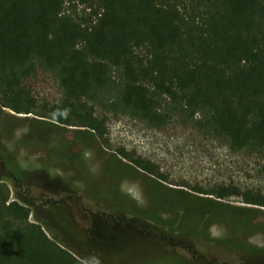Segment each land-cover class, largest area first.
<instances>
[{
	"label": "trees",
	"instance_id": "16d2710c",
	"mask_svg": "<svg viewBox=\"0 0 264 264\" xmlns=\"http://www.w3.org/2000/svg\"><path fill=\"white\" fill-rule=\"evenodd\" d=\"M40 71L57 80V103L39 105L32 95L28 82ZM2 108L81 128L99 141L108 113L157 129L176 116L231 152L264 163V0H0ZM0 158L12 174L0 173V264H86L30 221L19 166L2 149ZM135 165L166 181L151 166ZM6 174L15 182V200ZM154 185L194 207L199 200L218 208L208 209L211 217L236 209L252 221L264 208L261 191L193 190L212 199L158 180ZM232 196L250 207L221 201ZM158 222L179 238L201 232L178 219ZM233 243L244 252H264Z\"/></svg>",
	"mask_w": 264,
	"mask_h": 264
},
{
	"label": "rangeland",
	"instance_id": "374dc122",
	"mask_svg": "<svg viewBox=\"0 0 264 264\" xmlns=\"http://www.w3.org/2000/svg\"><path fill=\"white\" fill-rule=\"evenodd\" d=\"M28 84L39 105L57 103L61 98L59 84L52 73L40 71ZM13 113L8 108L0 110V149L14 158L22 176L23 190L31 191L30 196L21 193L25 204L32 209L30 221L42 224L51 238L86 264H264L263 254L240 256L245 253L233 245L237 242L264 247V208H259L260 212L252 221L245 212L236 209H226L220 218L213 217L210 239H219L222 244L216 245L213 240L203 242L202 246L187 240L198 255H205L207 259L192 263L191 257H188L189 262L180 260L177 255L168 259L161 244L134 233L124 225V218L118 220L120 225L96 220L89 223L88 215L94 214L83 213L73 201L64 199L57 206L45 208L41 201L34 200L67 196L69 187L64 186L67 182L78 189L77 194L83 197V207L87 210L97 212L107 207L112 210L111 214L139 215L144 205L151 212H160L164 218L178 219L177 224H185L182 222L186 219L193 220L203 213L207 217L208 209L218 208H208L209 204L199 200L195 207L189 199L178 201L174 192L160 189L154 185L155 181H160L167 189H181L201 198L216 199L195 193L194 189L205 193L225 186L264 194V163L257 156L233 153L220 140L204 135L176 116L157 129L127 114L108 113L103 141L91 136L86 138V146H81L84 150L77 160L82 169H77L71 164L67 144L73 139V132L81 128L51 125L33 121L38 119L33 114L23 118L24 114L15 117ZM122 153L126 158L120 155ZM136 161L151 166L166 181L137 167ZM1 171L4 170L0 166ZM123 174V180L118 181ZM37 178L48 185L47 189L39 187ZM3 181L15 200L18 191L13 178L6 174ZM117 183L124 191L118 190ZM52 185L58 188H50ZM86 193L104 202L96 204ZM126 193L138 204L133 205ZM221 201L235 207H250L238 196ZM179 226L180 230L184 229L183 225ZM195 229L192 226L190 231L194 233Z\"/></svg>",
	"mask_w": 264,
	"mask_h": 264
},
{
	"label": "flooded vegetation",
	"instance_id": "af4514ba",
	"mask_svg": "<svg viewBox=\"0 0 264 264\" xmlns=\"http://www.w3.org/2000/svg\"><path fill=\"white\" fill-rule=\"evenodd\" d=\"M1 132V129H0ZM74 136L73 139L71 140V142H68L67 144V149L70 150L71 152H68L71 154V159H72V165L75 166L77 169L81 168L78 167V162L79 159L81 158V154L82 151L84 150L81 146H86V138L88 137V135H86L85 133H82L80 130H76L73 132ZM74 147H77V150L74 151ZM82 148V149H79ZM3 150V149H2ZM67 150V151H68ZM73 150V151H72ZM66 151V153H67ZM13 161L14 158H11ZM82 164V163H81ZM0 166L3 167V170H5V172H7L9 175H12L10 173V171L8 170V168L5 166L3 161H0ZM82 169V168H81ZM124 178V174L121 175L118 179L119 180H123ZM37 181L39 184V187L43 188V189H47L48 185H46V183H44V181L41 178H37ZM67 183V182H66ZM64 182V186L69 187V194H67V196H62L61 198L55 200L52 197L49 198H43V197H37L34 198L35 201L39 200L42 202L43 207H48V204L51 202L53 204H59L61 201L65 200H69L73 201V203L79 208L81 207L83 209V213L85 212H90L92 214H94V216L88 215L89 218V223H91L93 220H96V222H100V221H109L110 223H114V224H118L120 225V223H118V220H121V218H124L126 220V224H124L127 227L132 228L131 230H134V233H138L141 234V236L149 238V239H154L155 241H157V243L160 245L161 247L164 249V254L167 255L168 259L170 258V256L172 255H177L180 260H183L184 262H189L188 257H191L190 262H198L200 259H206L205 255H198L195 250H193L191 245H188L187 240L192 241L195 245L196 244H200V245H204L203 242L205 241H213L214 239H210L211 237V233H210V226L212 222L214 221V218L211 217L210 215L206 217V214L203 213L200 217L199 214L196 215V217H193V220H185L187 223L190 222L191 227H195L200 229V233L198 235H189V236H185L182 238L176 237L175 234L172 231L167 230V227L163 226V225H159L160 220L162 221H166L169 218H164L162 216H160V212H151L148 210L147 207H145L144 205H141L140 209L141 212L138 215H134V213L131 212H125L124 215L119 214L118 212L111 214L112 210H110L109 208L106 207V209H101L100 211H93V210H87L85 207H83V197L80 196L78 193V189L75 188L72 185L66 184ZM117 188L119 191H124L123 189H121V185H119L118 183L116 184ZM52 189H57L58 186L57 185H52V187H50ZM29 189V188H27ZM28 193V192H27ZM30 194V193H29ZM88 193H86L87 195ZM89 198L92 199L94 202H96V204H99V202L103 201L101 198H94L93 196H90V194H88ZM126 195L132 199L130 200L133 205H137L138 202L132 198V195L130 196L128 193H126ZM98 199V201H97ZM104 202V201H103ZM136 208V207H135ZM144 212L148 213L144 214ZM206 217V218H205ZM216 218H220L221 215L219 216H214ZM166 219V220H165ZM199 220V221H198ZM117 221V222H116ZM180 221V220H179ZM183 222V223H186ZM213 243H216V245L218 244H222V242H216L213 241ZM237 243V242H236ZM246 247V245H245ZM182 250V251H180ZM185 251V252H184ZM242 253L245 254H241L240 256H246L249 255L251 253H254L253 250H250L249 252H244L242 250H240ZM247 253V254H246ZM258 254H263V253H258ZM210 261V260H209Z\"/></svg>",
	"mask_w": 264,
	"mask_h": 264
},
{
	"label": "water",
	"instance_id": "95a60500",
	"mask_svg": "<svg viewBox=\"0 0 264 264\" xmlns=\"http://www.w3.org/2000/svg\"><path fill=\"white\" fill-rule=\"evenodd\" d=\"M2 109H4V108H2ZM12 115L15 116V117L23 116V115H21V114H17V113H15V112H14ZM24 117L27 118L28 115H25V114H24L23 118H24ZM35 119H37V118H35ZM39 120H42V119H39ZM53 125H59V124H57V123H53Z\"/></svg>",
	"mask_w": 264,
	"mask_h": 264
},
{
	"label": "crops",
	"instance_id": "0c3cea01",
	"mask_svg": "<svg viewBox=\"0 0 264 264\" xmlns=\"http://www.w3.org/2000/svg\"><path fill=\"white\" fill-rule=\"evenodd\" d=\"M23 191L28 192V193H27V196H30V195H29V193L31 192L30 189H27V188H26V189H24Z\"/></svg>",
	"mask_w": 264,
	"mask_h": 264
}]
</instances>
